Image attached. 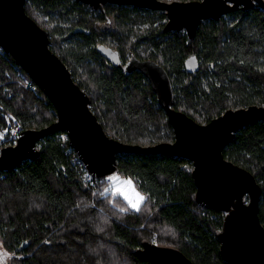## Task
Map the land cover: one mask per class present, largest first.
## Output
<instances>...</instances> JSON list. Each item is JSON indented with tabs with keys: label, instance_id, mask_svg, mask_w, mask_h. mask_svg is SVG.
Listing matches in <instances>:
<instances>
[{
	"label": "trees",
	"instance_id": "obj_1",
	"mask_svg": "<svg viewBox=\"0 0 264 264\" xmlns=\"http://www.w3.org/2000/svg\"><path fill=\"white\" fill-rule=\"evenodd\" d=\"M25 9L48 31L51 50L91 99L106 134L121 142L153 145L175 138L148 79L115 68L101 54L103 46L118 51L123 63L135 56L165 68L175 109L200 124L230 109L264 104L260 7L204 21L193 38L165 32L168 19L161 11L107 4L102 13L76 0H27ZM11 116L24 131L57 120L43 91L0 53V151ZM64 135L46 136L37 159L0 171V251L9 255L0 264H150L136 256L144 242L178 249L194 264H229L218 240L226 215L196 201L190 161L119 155L117 173L132 178L147 199L140 211H131L105 194L106 184L88 188L82 182ZM223 154L260 184L264 226V121L237 132Z\"/></svg>",
	"mask_w": 264,
	"mask_h": 264
},
{
	"label": "water",
	"instance_id": "obj_2",
	"mask_svg": "<svg viewBox=\"0 0 264 264\" xmlns=\"http://www.w3.org/2000/svg\"><path fill=\"white\" fill-rule=\"evenodd\" d=\"M27 0H0V47L43 91L57 113V120L41 129L25 130L17 145L1 149L0 171H13L39 156L38 145L48 135L64 132L71 147L98 179L117 173L121 154L164 155L193 164L196 201L203 207L225 213L224 229L218 235L223 259L229 264H264V226L259 217L261 187L254 175L224 157L235 134L248 125L264 121V104L230 109L200 124L175 109L169 74L152 60L132 57L123 63L119 52L105 46L100 52L126 76L140 72L150 82L174 131L173 142L153 145L129 144L106 134L91 109V99L74 81L67 65L50 48L49 33L25 9ZM95 12L105 5L131 6L165 12V32H185L195 37L207 20L218 21L240 9H264V0H76ZM190 66L195 64L190 62ZM27 245L24 243L16 252ZM136 256L150 264H194L181 251L144 242Z\"/></svg>",
	"mask_w": 264,
	"mask_h": 264
},
{
	"label": "built area",
	"instance_id": "obj_3",
	"mask_svg": "<svg viewBox=\"0 0 264 264\" xmlns=\"http://www.w3.org/2000/svg\"><path fill=\"white\" fill-rule=\"evenodd\" d=\"M0 53H5L4 50L0 47ZM24 132L22 126L18 123V121L11 116L10 122H9V128L8 130L1 135L2 137V149L10 146H15L18 143V140L22 136V133ZM64 141L69 142L68 135L65 134L63 136ZM68 153L72 154V164L79 169L80 177L82 179V182L88 187V188H95L99 183H108L109 178L104 179H98L94 177L87 169L86 164L82 161L78 153L74 150L73 147H71L69 142V147L67 150ZM95 207V206H93Z\"/></svg>",
	"mask_w": 264,
	"mask_h": 264
},
{
	"label": "rangeland",
	"instance_id": "obj_4",
	"mask_svg": "<svg viewBox=\"0 0 264 264\" xmlns=\"http://www.w3.org/2000/svg\"><path fill=\"white\" fill-rule=\"evenodd\" d=\"M165 2H174V1H185V0H161ZM228 111V110H227ZM130 181L131 184H127L125 182ZM106 184L105 194H110L112 196L113 201L119 199L125 206L126 209L131 211H140L143 205L146 203V196L143 195L137 188L135 181L132 178L124 177L118 173H113L109 182L99 183L98 185ZM138 194V196L136 195ZM127 197V198H126ZM139 197H143L142 201L138 203V207L134 208L130 206L129 199H131L134 203L139 199ZM9 255L0 251V259Z\"/></svg>",
	"mask_w": 264,
	"mask_h": 264
},
{
	"label": "snow or ice",
	"instance_id": "obj_5",
	"mask_svg": "<svg viewBox=\"0 0 264 264\" xmlns=\"http://www.w3.org/2000/svg\"><path fill=\"white\" fill-rule=\"evenodd\" d=\"M125 183H127V184H131V182L130 181H128V182H125ZM137 196H138V194H136ZM127 198V197H126ZM142 199H143V197H139V199L134 203L131 199H129V204H130V206H132V207H134V208H136V207H138V203L139 202H141L142 201Z\"/></svg>",
	"mask_w": 264,
	"mask_h": 264
},
{
	"label": "flooded vegetation",
	"instance_id": "obj_6",
	"mask_svg": "<svg viewBox=\"0 0 264 264\" xmlns=\"http://www.w3.org/2000/svg\"><path fill=\"white\" fill-rule=\"evenodd\" d=\"M87 6H88V5H87ZM90 8H91V7H90ZM91 9H92V8H91ZM133 57H134V56H133ZM120 58H121V57H120ZM131 58H132V57H131ZM131 58H130V59H131ZM126 62H127V61H126ZM126 62H125V63H126ZM136 72H137V71H136ZM134 73H135V72H134Z\"/></svg>",
	"mask_w": 264,
	"mask_h": 264
}]
</instances>
